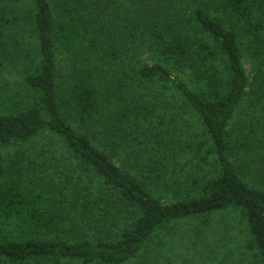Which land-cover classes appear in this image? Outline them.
Returning <instances> with one entry per match:
<instances>
[{"label":"trees","instance_id":"obj_1","mask_svg":"<svg viewBox=\"0 0 264 264\" xmlns=\"http://www.w3.org/2000/svg\"><path fill=\"white\" fill-rule=\"evenodd\" d=\"M6 65L0 264H264V0H0Z\"/></svg>","mask_w":264,"mask_h":264},{"label":"rangeland","instance_id":"obj_2","mask_svg":"<svg viewBox=\"0 0 264 264\" xmlns=\"http://www.w3.org/2000/svg\"><path fill=\"white\" fill-rule=\"evenodd\" d=\"M247 43V40H244V44ZM248 44L246 45L247 48ZM247 55L251 54L250 47L247 48ZM60 60H63V57H59ZM248 69L250 70V65L247 64ZM19 69L17 65H6L4 68H0V91H8L14 87V85L19 81ZM188 134H196L197 131L192 130L189 126H187ZM201 134V129L198 124V135ZM31 153L36 154L42 148H44L46 153L44 154V158L50 161L55 160H64L63 154H61V150L59 147V143L56 139H53L49 135L40 134L35 137L31 142H29L25 146ZM8 152H13L14 148L6 149ZM7 154V153H5ZM21 233V226L15 220H5L0 218V236L13 237L18 236ZM187 258V256H186Z\"/></svg>","mask_w":264,"mask_h":264}]
</instances>
